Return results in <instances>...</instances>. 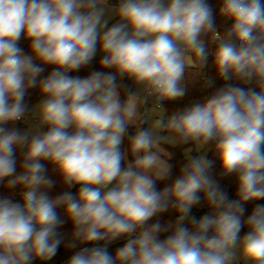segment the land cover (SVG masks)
Returning <instances> with one entry per match:
<instances>
[{"label":"clouds","instance_id":"9594fccd","mask_svg":"<svg viewBox=\"0 0 264 264\" xmlns=\"http://www.w3.org/2000/svg\"><path fill=\"white\" fill-rule=\"evenodd\" d=\"M220 12L232 20L223 33L206 0H120L111 8L108 0H0V182L25 189L22 202L0 198V264L51 260L65 223L59 207L74 241H105L68 264H264V204L243 219L245 202L264 199V0H223ZM209 35L218 75L254 87L226 83L204 105L166 116L162 102L186 94L189 57L206 63ZM21 39L31 42L30 55ZM98 44L100 66L115 73L69 76L91 63ZM41 65L54 70L38 81ZM117 76L138 90L121 99ZM34 87L43 99L29 118L25 97ZM21 120L26 130L15 127ZM130 125L136 132L122 151ZM164 144L213 147L220 176L235 177L237 199L211 175L213 161L192 148L181 174L158 190L172 169ZM45 160L62 185H80L77 194L48 195L55 182ZM202 198L212 212L196 217ZM169 208L178 213L171 228L146 226ZM120 237L129 239L113 256L108 243Z\"/></svg>","mask_w":264,"mask_h":264},{"label":"trees","instance_id":"16d2710c","mask_svg":"<svg viewBox=\"0 0 264 264\" xmlns=\"http://www.w3.org/2000/svg\"><path fill=\"white\" fill-rule=\"evenodd\" d=\"M206 2L212 9V13L215 19L216 30L220 33H223L232 24V20L222 15L220 12L223 0H206ZM203 39L205 40L206 46L209 49V55L207 57L206 63L202 66V68H200L198 62H196L195 58L191 56L193 65L189 68L186 74V78L188 80L185 85L186 94L179 101L162 103V105L165 107L168 114L170 115L175 112H180L189 109L195 105H204L207 100L215 93V91L220 87H223L226 83L237 84L238 86L244 87L245 89H247L248 87H254V85H246L240 81H225L222 77H220L214 65L213 55L217 48V44L211 42L210 35L203 37ZM30 43L31 42L26 39H21V41H19V47L23 49L25 55L31 54ZM97 51H100L99 44L97 45ZM101 58L102 54L100 57L93 58L90 64L82 67L79 70L69 72L68 75L72 77L85 78L94 71L115 73V69H106L100 66ZM36 63L39 64L40 62L36 61ZM41 67H43L44 71L37 78L38 81L47 77L54 70V66L52 65H41ZM209 80L213 81L214 83H212L211 86H206ZM117 83H120L119 85L121 99H123L127 95L128 91H133L135 87L133 82L128 78L121 79L119 76H117ZM42 99L43 97L40 93L39 87L28 89V92L25 97V103L28 106V111L25 115L30 116L34 106L39 103ZM12 126V124L6 125V127L8 128H11ZM15 127L23 131L24 126L22 125V121L16 122ZM135 132L136 131L134 129H128L127 134L124 137L123 144L121 145L122 151H126L129 148L130 137L134 135ZM182 146L183 145H179L176 147H167L168 152L171 154V158L168 161L172 165L171 176L164 180L157 181L156 186L158 190H163L165 187L170 186L175 181V179L181 174L180 170L183 165L187 162V158L182 153ZM207 149L209 150L207 154V159L213 161V167L210 170L211 175L213 176V178L218 180L221 188L228 194L229 199H237V184L235 182V177L229 176L222 178L220 176V165L217 153L215 152L213 147H207ZM24 151L25 150L18 149L16 152L17 173H19L20 171V163L23 159ZM128 159L130 162H133L130 152L128 154ZM42 163L45 165V175L55 182L54 186L47 190L48 195L50 197L55 198L61 195L64 191L72 190V188L68 189L66 186L62 185L61 176L54 164L46 160L42 161ZM8 179L10 178H5L2 182H0V198H9L13 202H22V196L25 189L21 185L8 187ZM43 190L44 189H41V191ZM201 196L203 197V194H201ZM257 204H264V199L247 201L244 203L245 212L243 215V219H246L247 216L251 214ZM202 209L206 210L205 214H210L212 212V210L204 202L203 198L201 199V203L199 205L193 207L192 214L195 216ZM56 211L60 218L65 221V223L58 229L62 237V242L58 247L56 255L51 260L40 261L36 259L32 261V264H68L70 258L83 248L103 246L105 244V241L88 243L74 241L72 236L73 225L71 221L68 220V218L65 216L64 208L59 207ZM177 219L178 213L176 212V210L173 208H169V210L159 213L153 218H151L149 221H147L146 226H151L152 224L159 222L162 226L171 228V226L175 224V221ZM244 228L248 231L247 227ZM170 234L171 231L163 232L161 233L159 238L164 239L167 235ZM240 235H244L242 230ZM130 238L135 237L133 236ZM128 239L129 238L126 237H120L119 239L108 243V252L114 256L117 249L122 247ZM73 244L75 246H73Z\"/></svg>","mask_w":264,"mask_h":264},{"label":"rangeland","instance_id":"374dc122","mask_svg":"<svg viewBox=\"0 0 264 264\" xmlns=\"http://www.w3.org/2000/svg\"><path fill=\"white\" fill-rule=\"evenodd\" d=\"M190 61V60H189ZM138 89H137V86H135V89H134V91H137ZM40 103V102H39ZM38 103V104H39ZM163 106V105H162ZM144 107H146V108H151V106H144ZM164 107V106H163ZM165 108V107H164ZM144 110V108H142L141 109V111H143ZM166 110V109H165ZM165 115L166 116H171L170 114H168V112H167V110H166V112H165ZM24 126H25V128H23V130H26L28 127H29V125L28 124H26L25 122H24ZM147 123H145V124H143L141 127L142 128H147ZM131 127H134L135 128V126H133V125H130L129 127H128V129L129 128H131ZM135 131H136V128H135ZM123 144V143H122ZM162 147H164L165 148V150L166 151H168L167 150V147H176V146H173V145H170V144H164V145H162ZM189 148H192V152L190 153V155H193V156H199V155H206V157H207V154H208V149L207 148H205L204 150H202L201 152H196V150H195V147L193 146V145H183L182 146V153L184 154V156L187 158V153H188V151H189ZM131 157H132V160H133V162H134V157L131 155ZM165 159H166V157H164ZM128 162H130L129 161V159H128ZM126 166V165H125ZM239 264H245V261H243L242 259L239 261Z\"/></svg>","mask_w":264,"mask_h":264},{"label":"crops","instance_id":"0c3cea01","mask_svg":"<svg viewBox=\"0 0 264 264\" xmlns=\"http://www.w3.org/2000/svg\"><path fill=\"white\" fill-rule=\"evenodd\" d=\"M119 2H120V0H108V5H109V7L111 8L112 6H118L119 5ZM108 15H111V13L110 12H108V13H106V16H108ZM115 23H117V18L115 17V16H112V18L109 20V24H108V26L109 27H111V25L112 24H115ZM106 30V29H105ZM101 52L100 51H97V53H96V55H95V57L94 58H97V57H100L101 56ZM189 63H190V65L192 66L193 65V62H192V58H191V56L189 57ZM118 84H120V83H118ZM136 86V85H135ZM134 89H135V87H134ZM134 89H133V91H134ZM182 98V97H181ZM181 98H179V99H176V100H166V101H163L162 103H167V102H176V101H179ZM38 104V103H37ZM36 104V105H37ZM146 106H151V101H149L148 102V104H146ZM31 116H32V112H31V114H30V116H28L29 118H31ZM22 125L24 126V121H22ZM24 128H25V126H24ZM129 129H134L135 130V128L134 127H131V128H129ZM168 152V151H167ZM166 159H168L167 157H166Z\"/></svg>","mask_w":264,"mask_h":264},{"label":"water","instance_id":"95a60500","mask_svg":"<svg viewBox=\"0 0 264 264\" xmlns=\"http://www.w3.org/2000/svg\"><path fill=\"white\" fill-rule=\"evenodd\" d=\"M79 187H80V185H75V186L72 188L71 192H72L74 195L77 194V193H78V190H79ZM205 213H206V210H205V209H202V210H201L198 214H196L195 216H196V217H201V216H203ZM241 230H242V232H243L244 235L247 233V230H246L245 228H242Z\"/></svg>","mask_w":264,"mask_h":264},{"label":"built area","instance_id":"2783aa9c","mask_svg":"<svg viewBox=\"0 0 264 264\" xmlns=\"http://www.w3.org/2000/svg\"><path fill=\"white\" fill-rule=\"evenodd\" d=\"M21 121H23V120H21ZM17 122H19V121H17Z\"/></svg>","mask_w":264,"mask_h":264}]
</instances>
